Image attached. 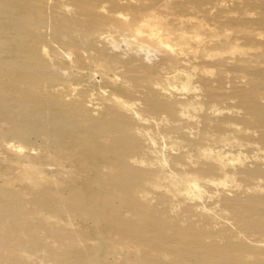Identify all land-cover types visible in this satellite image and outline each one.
<instances>
[{"label": "bare ground", "instance_id": "bare-ground-1", "mask_svg": "<svg viewBox=\"0 0 264 264\" xmlns=\"http://www.w3.org/2000/svg\"><path fill=\"white\" fill-rule=\"evenodd\" d=\"M0 13V146L19 166L0 169V231L31 232L0 255L32 264L85 205L46 159L82 173L95 223L149 226L183 264H264V0H0ZM121 35L127 56L107 44ZM91 64L108 92L79 85Z\"/></svg>", "mask_w": 264, "mask_h": 264}, {"label": "rangeland", "instance_id": "rangeland-1", "mask_svg": "<svg viewBox=\"0 0 264 264\" xmlns=\"http://www.w3.org/2000/svg\"><path fill=\"white\" fill-rule=\"evenodd\" d=\"M135 2L138 4L141 3V0H135ZM2 16L3 15L0 13V17ZM124 38L123 35L118 37V45L116 46L120 45V48H116L113 43L111 44V40H108L107 44L112 49L124 54L123 56H127L130 52V46L127 45ZM144 53H146V51H143V54ZM144 55L146 59L153 60L159 54H157V51L151 47V49L149 48V51H147V54ZM95 67L94 64H91L85 69L82 68L83 71H79L78 81L81 79L79 85L82 84L89 88L91 92L95 93V95L99 92L106 93L108 92V87L105 86V83L102 80V74L98 71L95 72ZM92 69L94 71H92ZM218 74L224 78V81L227 79V72L224 69H220ZM235 77L237 80H241L243 85H252L247 78L245 79V77L234 76V78ZM256 80L260 81L258 79H255V81ZM231 82H233V80ZM262 84H264V80H262ZM248 91L253 94L257 90L248 89ZM33 139L36 138L34 137ZM63 140L64 142H68L69 138L65 137ZM9 141L12 143L14 142L13 140ZM3 145L0 146V169L7 171L12 175L17 174L19 166L15 161L17 156L16 152L11 149L10 145H6V143ZM45 146L46 143L43 144V147ZM17 149L19 150L21 148L17 147ZM26 149L33 155L38 153L43 155L44 151H48L46 148L38 147V144L32 145ZM42 163L44 164V169L48 173L70 186L72 189L70 191L71 194H78L76 189L82 188L81 193L87 197L90 196V190L86 188V180L82 173L74 168L72 169L69 164L62 167L53 162L47 163L46 159L42 160ZM48 186L52 187L53 185L50 184ZM204 189L209 196L221 193L220 190L210 185H207ZM228 192L230 193V196H234V191L231 190ZM87 197L84 198V207L77 208L78 215L68 217L65 214H60L57 217V225L61 226L63 229L62 234L60 236H51L47 241L41 239L37 244L34 262L32 264H82L85 261L88 264H105V261L112 258L116 260L115 262L118 264H183L192 261L190 257L178 252L177 248L174 247V244L171 245V243H168L163 245L160 243L157 239L158 236L160 237V233L152 230L149 226L118 229L113 226H108L107 223L103 221L95 223L92 220L93 218L98 217L102 205L96 202H89ZM232 199L233 202L240 203L234 197ZM87 201L89 203H87ZM207 202L210 205L214 204V202H216L215 196L211 197ZM43 208L48 212H53L51 207L44 206ZM1 223L3 222L0 220V227ZM29 226L30 223L28 222H10L8 227L13 229V231H0V243L5 245V247L10 246L11 248L21 246L23 239H21L20 235L30 234ZM107 245H115V251L108 253ZM0 264H12V261L8 259V255L1 254Z\"/></svg>", "mask_w": 264, "mask_h": 264}]
</instances>
